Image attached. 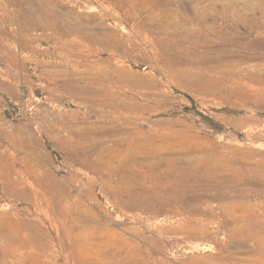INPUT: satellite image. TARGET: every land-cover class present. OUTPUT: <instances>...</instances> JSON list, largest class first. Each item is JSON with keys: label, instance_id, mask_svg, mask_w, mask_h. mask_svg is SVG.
Here are the masks:
<instances>
[{"label": "rangeland", "instance_id": "obj_1", "mask_svg": "<svg viewBox=\"0 0 264 264\" xmlns=\"http://www.w3.org/2000/svg\"><path fill=\"white\" fill-rule=\"evenodd\" d=\"M104 1L110 10L98 0H0V213H8L3 224L17 230L22 244L11 258L32 257L33 264L61 261L59 251L55 256L49 253L45 238V251L35 245L37 224L55 235L48 216L24 199L6 197L2 181L11 178L23 180L26 187H38L37 176L31 171L23 173L20 159L35 153L43 157L44 166L50 170L59 166L61 174H66L69 163L55 155L52 149L56 145L48 133L61 119L72 125L82 122L81 114L92 113L82 98L95 97L70 85L77 83L82 89L97 84L78 74L85 67L79 65L82 62L66 60L59 50L65 47L62 41L69 26L88 28L104 23L119 36L130 38L118 50L126 57L123 65L131 69V83H147L145 93L132 95L131 109L137 111L130 117L131 126L155 128L165 135L155 143L175 149L178 156L191 151L183 158L187 161L175 162L176 166H194L184 174L181 170L187 178L177 192L181 197L178 208L190 226L181 228L186 231L174 227L180 221L174 214L167 221L157 219L156 227H147V213L112 208L103 198L98 208L88 198L83 202L93 206L109 228L141 245L142 252L134 256L150 251L157 264H264V98L258 99L247 84H238L246 79L264 92V0ZM41 21L44 26L39 25ZM165 23L170 26L165 28ZM183 32H189L190 41L197 44L198 50L192 48L196 62L176 48L186 44ZM145 35L153 45L140 40ZM136 89L131 85L132 92ZM118 100L124 109L125 104ZM252 107L257 110L252 111ZM56 114H62L60 120ZM68 131L66 127L59 130L63 135ZM135 215L143 216L138 219ZM168 223L173 226L166 227ZM127 225L132 227L125 229ZM159 225L166 228L156 230ZM117 244L119 257L124 259L107 253L94 258L86 253L85 257L100 264H127L125 259L132 260L133 252Z\"/></svg>", "mask_w": 264, "mask_h": 264}, {"label": "bare ground", "instance_id": "obj_2", "mask_svg": "<svg viewBox=\"0 0 264 264\" xmlns=\"http://www.w3.org/2000/svg\"><path fill=\"white\" fill-rule=\"evenodd\" d=\"M98 1L104 9L110 10L111 7L104 0ZM182 14L180 12V15ZM101 17L104 18L103 16ZM30 18L34 20L35 12L31 13ZM196 18L199 19L198 17ZM39 25L44 26L45 23L41 21ZM106 25L104 23H95L88 28H81L79 25L69 26L67 31L65 30L67 33H64L66 38L62 41L65 47L63 46L64 48L62 47L63 49L59 50L60 53H64L63 55L66 60H71L72 58L76 64L82 62L79 65L82 64L85 67L78 74L87 78L88 81H94L97 84L92 87L84 86L82 89L78 88L81 86L77 83L71 84L72 88L74 86L77 90L95 97L93 100L82 98L84 99V105L89 107L92 113L81 114L82 122L77 121L72 125L65 123L63 119L60 120L62 114H56L55 117L60 120L59 126L51 128L48 133L49 138L53 139L56 145L52 149L55 155L69 163L66 174H61L59 166H56L55 170H50V168L44 166L43 157L35 153L32 157H26L30 155L27 154L26 156H21L20 159L22 160L23 173L31 171L37 176L38 187H34L32 184L30 187H26L23 184V180L17 179L4 178V181H2L6 197L14 196L24 199L27 203L33 205L38 213L42 212L48 216L47 220L55 235H49L40 223L36 225V232L33 238H35V245L42 251L46 250L45 242H43L45 238L49 242L50 254L55 256L54 252L56 250L61 253V261L55 264H100L95 259L90 260L86 258V253L92 254L93 258L102 253L103 255L107 253L118 258L120 250H117V241L123 244L122 248L126 252L132 251L133 254H130L133 256L137 252L138 254L142 252L140 244H136L131 239L121 236L116 230H112L106 223L102 222L99 214L94 210V207H100V198H103V201L112 208L124 210L125 212L128 210H138L139 212L149 214L150 218L146 217L148 219L147 227L149 225L156 227L157 219L167 221L174 214L180 220L177 223L178 226L174 227H179L180 231H186L181 230V228L187 229L190 226L187 216L178 208L181 197H178L177 192L181 190V187L185 186L182 184V181H185L187 177L183 176V174L187 172V169L190 170L194 166H176L175 162L187 161V159L183 158L190 155L191 151L187 150L185 156H178L175 149L170 150L164 144L155 143L156 141L165 139V135L156 131L155 128L143 129L139 126H131L132 120L130 117H133V111H137L135 108L131 109L132 95L145 93L143 91H145L144 84L146 81H143L140 85L136 84L134 80L131 83L128 78V73L131 69L123 65L126 57L121 56L118 50L119 46L130 40V38L128 36H119L115 29L108 28ZM169 26V23L164 24L165 28ZM60 29H63V27ZM183 34L182 39L186 44L181 47L176 45V48L178 47L185 54H189L190 59L188 60L192 62L198 61V58L193 55L195 54L194 50H192V48L197 49V44L192 39L190 41V38L187 36L189 32H183ZM140 40L143 43L145 41L146 44L153 45L150 43L148 35H145ZM164 40L166 39L159 42L162 43ZM177 55H179V52ZM209 66L212 65L205 66L204 72L207 71L206 69ZM171 72H173L172 69ZM255 73L257 74V72ZM248 81L245 79L244 82H238V84L241 86L247 84L249 88L254 90V94L257 95L258 99L264 98L263 88L254 86L250 83L251 81ZM236 83L234 82L235 85ZM131 85H136L137 89L134 90L135 92L130 90ZM155 85L157 86V84ZM118 98L125 104L124 109L119 104ZM256 110V107H252V111ZM93 116L96 118L93 119ZM65 127L69 128V131L63 135L59 130ZM176 133L178 132L176 131ZM25 153H33V151L26 150ZM30 159L32 162H29L31 161ZM181 170L183 174H181ZM46 175H49L47 180H45ZM6 176L4 175V177ZM83 198H88L92 201L94 209L85 204ZM47 210L51 211L50 215L45 214ZM6 216H9L7 212L0 213V264H25V261H28L27 264H33L35 260L31 259L32 257L30 260H26V257H21L19 261L11 258L15 250L22 246V244L19 241L17 230L13 231L11 228H6L3 224ZM142 216H136L135 218L140 219L139 217ZM166 225V227L173 226L169 223ZM131 227V225L124 226L125 229H130ZM166 227L159 225L156 230H164ZM260 227L258 228L261 229ZM199 231L201 230H198V233ZM247 234L249 235V232ZM145 243L147 242L145 241ZM55 245H57V249H55ZM247 253L249 254V252ZM50 258L47 256V260ZM123 259L122 261H124ZM125 260H127V264H157L152 261L150 251L142 257L137 255L132 260L130 257ZM157 261L163 262L164 260L157 259ZM49 262L51 263L52 261L49 260ZM116 264H121V262H117Z\"/></svg>", "mask_w": 264, "mask_h": 264}]
</instances>
